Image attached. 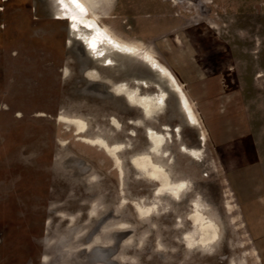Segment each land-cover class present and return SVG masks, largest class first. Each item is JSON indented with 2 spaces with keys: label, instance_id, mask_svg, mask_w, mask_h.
I'll list each match as a JSON object with an SVG mask.
<instances>
[{
  "label": "rangeland",
  "instance_id": "rangeland-1",
  "mask_svg": "<svg viewBox=\"0 0 264 264\" xmlns=\"http://www.w3.org/2000/svg\"><path fill=\"white\" fill-rule=\"evenodd\" d=\"M85 1L176 82L142 57L82 55L86 25L58 0H0V264H264V0ZM109 78L166 105L145 117ZM61 115L124 144L123 174ZM148 127L171 133L157 160L188 184L177 197L132 162ZM198 209L219 227L209 249L186 242Z\"/></svg>",
  "mask_w": 264,
  "mask_h": 264
},
{
  "label": "bare ground",
  "instance_id": "bare-ground-1",
  "mask_svg": "<svg viewBox=\"0 0 264 264\" xmlns=\"http://www.w3.org/2000/svg\"><path fill=\"white\" fill-rule=\"evenodd\" d=\"M58 1L61 2V0ZM62 6L63 8L58 9V14L61 18L78 17L82 19L86 25L87 30L85 32L77 31V29L74 28L76 35H79L84 40L83 43L78 44V49L82 55L87 56L88 54H91L95 57L94 59L96 62L98 61V63H103L104 66H110L114 61L116 54H125L140 60L142 57L158 72L170 79L175 85L176 80L173 74L158 59L149 54H141V46L136 42L120 40L103 27L97 19L88 17L87 12L89 10V6L85 0H80L79 4L73 3V0H63ZM69 72L70 69L68 67L65 68L64 73L69 74ZM86 76L90 80L96 82L102 78L101 72L97 68L88 69ZM108 82L112 84L113 91L115 93L124 95L132 105L142 109L145 117L152 118L156 116L166 105V99L168 97L167 92H162L158 95L143 94L141 90L132 87L128 82H115L114 78H109ZM101 85L104 86L103 84H100V86ZM184 103L187 105L185 97ZM187 109L190 108L187 106ZM190 115L192 116V114ZM60 118L75 127L76 134L79 135L80 140L92 145H99L105 149L114 158L121 173L123 174L124 171L122 168L120 153L125 148L124 144H110L105 138L87 136L86 133L88 131V123L84 119L68 117L65 115H61ZM117 123L118 125L120 124L119 121H117ZM140 123H142V120ZM170 135L171 133L169 132L167 134L161 133L152 127H148V137L151 141L150 149L148 152L134 156L132 158V162L137 169L146 176L156 182H159L160 186L157 190L158 193L168 192L177 197L188 187V184L185 181H174L171 173L165 165L157 160L159 156L167 155L165 146L168 143V137ZM186 151L197 156H200L202 152V150L198 148L190 151L186 149ZM79 163L84 165L82 162ZM137 207L144 216L149 215L152 211L151 207L144 209L139 204ZM191 220L199 232V237L195 238L194 235L188 234L186 242L190 246L200 245L203 249H209L213 244H215L217 238L219 237V227L216 221L211 217L206 216L200 209L191 214Z\"/></svg>",
  "mask_w": 264,
  "mask_h": 264
},
{
  "label": "snow or ice",
  "instance_id": "snow-or-ice-1",
  "mask_svg": "<svg viewBox=\"0 0 264 264\" xmlns=\"http://www.w3.org/2000/svg\"><path fill=\"white\" fill-rule=\"evenodd\" d=\"M61 2L63 3V0H61ZM79 2H80V0H73V3L79 4ZM73 19H74V17H73Z\"/></svg>",
  "mask_w": 264,
  "mask_h": 264
},
{
  "label": "flooded vegetation",
  "instance_id": "flooded-vegetation-1",
  "mask_svg": "<svg viewBox=\"0 0 264 264\" xmlns=\"http://www.w3.org/2000/svg\"><path fill=\"white\" fill-rule=\"evenodd\" d=\"M81 166H82V164H81Z\"/></svg>",
  "mask_w": 264,
  "mask_h": 264
}]
</instances>
